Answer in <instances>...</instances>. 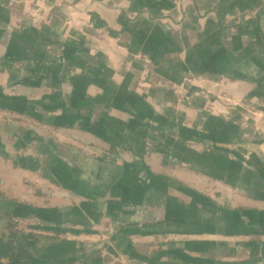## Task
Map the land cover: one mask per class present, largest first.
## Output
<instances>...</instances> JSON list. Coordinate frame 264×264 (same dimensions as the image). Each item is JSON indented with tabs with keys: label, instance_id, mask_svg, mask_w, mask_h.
<instances>
[{
	"label": "crops",
	"instance_id": "crops-1",
	"mask_svg": "<svg viewBox=\"0 0 264 264\" xmlns=\"http://www.w3.org/2000/svg\"><path fill=\"white\" fill-rule=\"evenodd\" d=\"M8 223L29 264H264V0H0Z\"/></svg>",
	"mask_w": 264,
	"mask_h": 264
},
{
	"label": "trees",
	"instance_id": "trees-1",
	"mask_svg": "<svg viewBox=\"0 0 264 264\" xmlns=\"http://www.w3.org/2000/svg\"><path fill=\"white\" fill-rule=\"evenodd\" d=\"M31 238L37 236L30 234ZM33 247L25 244L14 225H0V264H29L33 257Z\"/></svg>",
	"mask_w": 264,
	"mask_h": 264
}]
</instances>
